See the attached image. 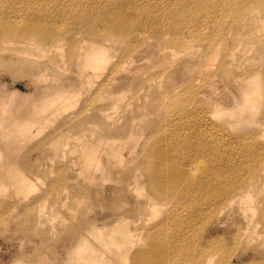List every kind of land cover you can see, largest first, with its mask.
Wrapping results in <instances>:
<instances>
[{
    "label": "rangeland",
    "instance_id": "rangeland-1",
    "mask_svg": "<svg viewBox=\"0 0 264 264\" xmlns=\"http://www.w3.org/2000/svg\"><path fill=\"white\" fill-rule=\"evenodd\" d=\"M42 1L47 6H63L64 10L55 16L63 23L69 15L76 16L83 10L91 11L92 6H103L106 1L118 0ZM123 1L129 4L126 8L139 17L145 15L144 8L148 7L147 18L143 20L153 25L158 22L155 27L163 30L164 39L155 38V31L153 36L151 31H144L142 45H139L137 35H130L126 41L105 44L104 47L112 48L113 52L98 54L106 60V65L96 72H92L91 66L85 68L82 62L73 63L68 50L88 48L95 51L98 46L91 34L84 31L75 38L79 25H87V22L82 21L84 16L71 18V33L55 29L54 36L58 38L53 46L45 44L40 37L27 41L28 51L19 52L14 50L20 45L19 41H6L0 36V118L17 125L25 117L41 119L35 124L33 136L26 142H15L7 151L4 147L0 148V154L5 151L4 161L0 162L4 165L0 168V181L5 184L0 186V264H129V258L135 251L149 249L153 244L147 236L149 228L146 229V226L166 216L191 221L189 239L183 242L190 256H177L170 264H210V259L211 264H225L224 261L229 264H264V221L256 225L252 223L256 204L260 206L256 211L261 209L264 212V95L254 93L247 87V83L252 82L256 73H259L264 91V4L258 0H247L248 8L238 13L239 0H229L226 5L224 0H198L202 1L200 6L183 10L176 17L182 23V38H196L193 43L183 46L173 42V33L167 28L169 19L162 14L165 10L183 4L185 0ZM12 2L18 8H22L23 3L30 7L39 3L36 0ZM156 5L159 8L154 7ZM207 6H217V10L207 16L203 12ZM223 8L225 11L221 13ZM194 10L199 13V19L196 24H189ZM204 36H211L216 43L206 61L200 59L206 52ZM78 38L83 41L74 47L72 44ZM38 44L43 47H38ZM124 48H128L131 53L127 60L123 57ZM26 60L36 63L29 65ZM220 66H224L226 71L217 70ZM156 70L163 73L162 77L158 75L161 77L160 82L152 80L156 77V80L159 79L158 76H151L150 72L156 73ZM88 71L90 76L86 75ZM211 73L215 75L213 85L216 84L211 87H218V91L207 87L210 90H203V96L212 99L214 94L211 91L223 92H216V95L221 94V97L216 98L219 101L216 108L207 109L208 125L201 124L198 116L193 118L184 115L182 121L188 125H178L173 130L169 129V132L192 138L203 150L205 143L212 145L205 156L192 152V158L173 157L181 164L186 162L184 168L190 169L196 177L185 178L183 182H189L187 186L195 188L193 182L200 181L205 183L204 186L217 182V189L224 190L232 180L237 182V186L242 180L254 181L249 186L251 198L240 205L234 202L231 205L233 208L228 207L222 214H219L222 211L219 208L207 211L199 199L192 197L194 194H180L172 202L149 198V178L145 175L147 169L142 167L147 159L138 151L140 145L153 142L151 137L144 136L147 121H153L150 127L154 135L168 134L166 126L161 124L167 115L165 107L170 103L169 96L166 97L164 92L170 88L178 89L179 92L194 81L207 79ZM137 77H143V81ZM230 77L233 83L228 80ZM243 77L248 78L245 80ZM105 79H108V85L100 90ZM149 80L155 82L152 83L154 86L159 83L155 86L156 90L152 87H147L148 90L143 87L144 91L138 88L143 83L146 86L150 84ZM235 83L238 87H233ZM72 84L84 85L85 91L72 93L70 103L64 105L62 93L57 92L69 89ZM120 88L125 89L122 95H111V92ZM136 90L142 91L140 96L136 95ZM144 92L147 97H144ZM161 95L165 97L161 98ZM247 96L252 100H246ZM102 107L109 111L106 113L108 119H102L104 122L107 120L106 125L92 122L91 116ZM189 107L193 105L189 103ZM66 115L73 120H70L72 127L59 132L57 119ZM49 116L50 119L46 121ZM168 116L172 117L173 113L169 112ZM111 125H114L113 129ZM106 126H109L107 132L124 127L133 134L123 140L113 138L101 143L98 140L99 133L107 129ZM242 136H248L251 144L238 142L237 147L225 146ZM32 138H35L33 141L37 139V143ZM29 142L30 147L27 145ZM121 143L125 146L120 147ZM25 144L29 152L24 151ZM20 151H24L23 155ZM176 151L187 152L184 147ZM232 151L237 156L231 155ZM88 152H91V158H95L92 163ZM9 158H12L11 163H8ZM20 167L24 170L23 176ZM35 167L41 168V176H34L30 172ZM60 167L67 176L73 174L70 183L78 178L81 185L79 189L73 190L74 183L61 181ZM254 169L259 172L253 173ZM25 171L29 172V176L30 173L34 176V179L31 177L33 183L29 179L27 181L30 177ZM58 179L60 185L57 184ZM17 181L23 184L27 181L25 185L33 184L36 187L30 189L29 185L28 189L22 183L17 185ZM78 182H75L76 186H79ZM26 196H31V199ZM18 199L24 203L28 200V203L24 204ZM180 202L181 207L177 211ZM18 203L24 204L17 205L22 208H16ZM139 209L145 210V222L122 219L127 211ZM28 214L36 217L31 218L30 215L29 218ZM126 224L137 230L128 235L123 230ZM93 232H96V237L91 236ZM211 244H215V247H211ZM208 246L212 249L206 256L204 251Z\"/></svg>",
    "mask_w": 264,
    "mask_h": 264
},
{
    "label": "bare ground",
    "instance_id": "bare-ground-1",
    "mask_svg": "<svg viewBox=\"0 0 264 264\" xmlns=\"http://www.w3.org/2000/svg\"><path fill=\"white\" fill-rule=\"evenodd\" d=\"M258 1L261 2L262 4H264V0H258ZM36 2H39V3L34 7L27 6L25 3H23L22 4L23 7L18 8V6L15 5L12 2V0H0V36L2 39H5L6 41L7 40L19 41L20 45L14 49V50H17L19 52L28 51L29 48H28V46H26L28 44L27 41L32 40V39L37 40V38H40V37L43 38V41L45 44H50L49 46H53L55 44V42L57 41V38H58L57 36H54L55 29H59V31L63 32V33H71L72 27H71V21L70 20H71V18H77L79 16H84V19L82 21L87 22V25L83 26L84 23H82V25H79V30L76 31V33H75V38H76V35H78V34L80 35L84 31L85 33L91 34L94 41L96 43H98V46H97L95 51H91V49H88V48L84 49V50L71 48L68 50H69V53L71 55L73 63L74 62H76V63L82 62V65L85 68H89L91 66L92 72H96L97 69L104 68L106 65V60L103 59L102 57H99L98 54H102L103 52H106V53H112L113 52L112 48L104 47L105 44H109V43L116 42V41H126L129 39L130 35H137V36H139V39H138L139 45H142L144 42V33H143L144 31H151L152 36L154 35L153 31H155L156 32V34L154 35L155 38L164 39L163 35H162L163 30L158 28V27H155V25L158 24V22H156V24L153 25L149 21L145 22L143 20L144 18H147L148 7L144 8L145 15L143 14V16L139 17V15L130 12V10H128L126 8V6L129 7V4L123 0H118L116 2H109V3H108V1H106V4L103 6H92L91 11L83 10L80 14H78L76 16L69 15V17L66 20H64V22L62 23L58 20V18H55L57 13L62 12L64 10L62 5L57 4L55 6H47L46 4L43 3L42 0H40V1L36 0ZM228 2H229V0H224V5H226ZM201 4H202V1L185 0V2L183 4L176 5V6L172 7L170 10H165L163 12L162 15L166 16L169 19L167 28L169 30H171L173 33V42L174 43H179V44L184 46V45H188V44H191L194 41H196V38L194 36L182 38V32H183L182 23L176 17H178L183 10H186L188 8H192L195 6H200ZM207 4H209V3H207ZM238 5H239V8L236 9V11L238 13H243L248 8L247 0H239ZM154 7L159 8V6H157V5ZM215 10H217V6H210V7L207 6L203 9V12L207 16H210ZM224 11H225V9L223 8L221 10V13H224ZM198 19H199V13L197 12V10H194L191 14V21H189L188 23L189 24H196L197 23L196 21ZM203 40L206 41V45H205V51L206 52H205V54H203L200 57V59L202 61L203 60L206 61L208 53L214 49V47L216 46V43L214 42V40L211 36H204ZM79 41L81 42V41H83V39L78 38L77 41L75 43H73L72 45L75 47L76 45H78ZM38 47L42 48L43 46L38 44ZM122 51H123V57H125L124 60H127L131 54L130 50L128 48H124ZM69 53H68V55H69ZM201 60H200V62H201ZM33 62L27 61L26 63L29 65H35L36 62L35 63H33ZM204 66L206 68V65H204ZM204 66H203V68H204ZM39 67H41L40 64H39ZM35 69H37V68H35ZM217 70H219L221 72L226 71L224 66H220L219 69H217ZM217 70H216V75H217ZM152 72H150L151 76H158L159 74L161 76V74H163L162 72H157V70H156V73L153 72L154 74ZM203 72H204V70H203ZM213 73H215V71ZM86 75L90 76V72L88 71V73H86ZM211 75H212V73H211ZM211 75L209 77H207V79L204 78L199 82L194 81V82H192V84L191 83L188 84V86H186L185 89L184 88L182 89L180 87L181 89L179 92L177 91L178 89L174 90V89L170 88L171 90H174V91H171L168 87L167 88L169 90L167 89L168 90L167 92L163 91L165 93V96L166 97L169 96V99H170L169 100L170 103L168 104V106L165 107V112L167 113V115L163 118V120L161 122L162 125L166 126L165 130L168 131V134H166L165 136H161L160 133H157L156 135H154V133L150 127V125L152 124L153 121H147V126L145 128L144 136H145V138L151 137L152 138L151 140H153V142L140 145L138 148V151L140 154H143L147 159L146 163H142V167H145L147 169L145 175L149 178V180H148V183L150 184L149 185V198H151V197L161 198L159 200L172 202L180 194H186V195L194 194L192 197L194 199H199V201L201 202V204H203V206H205V209H207V211H213L216 208H219L222 210L219 214H222L228 207H230L231 205L233 206L234 202L235 203L237 202L236 205H240L244 200L246 201L248 198H251L252 193H251V188H249V186L254 181L252 179L250 181L249 180H245V181L242 180L240 183L238 182V186H237L236 185L237 182L235 180H232L231 183L224 190L219 189V187L217 189V187H216L217 182L215 184H209L207 186H204L205 183L200 181V183L193 182L195 188H192L191 186H187L189 184V182L185 183V182H183V180L185 178L190 179V176L193 179H196V177L191 174L190 169L189 170L185 169L186 168L185 165L187 164L186 162L181 164L178 159H173V157H183L185 159H188V157L192 158V152H194L193 153L194 155L205 156L207 154V152L210 150L212 145H207L205 143V150H203V148L201 146H197L193 142L192 138H189L188 136H182V137L180 136L179 137L175 133L169 132V129L173 130V129L177 128L178 125H182V126L188 125V123L182 121V117L184 115L191 116L193 118H197V116H198L201 119L200 120L201 124L205 123L206 125H208L209 111L207 109L212 108L213 106L216 108V104L219 103V101H217L216 98L221 97L220 96L221 94L220 95H218V94L223 92V91L219 90V93H218L217 92L218 91L217 86H216L217 88H212L216 84L213 85V83H214L213 80L215 78V75L214 74L212 76ZM151 76H149V77H151ZM149 77L145 78V79H149ZM161 77H159L158 80H156L157 77H156V79L153 78L152 80L160 82L159 80ZM243 78L245 80H247L248 77H243ZM137 79H142V81H143V77L142 78L137 77ZM260 79H261L260 74L256 73V76L253 78L252 82L247 83V87L251 88V90L254 93L264 95V91H263V88L261 86ZM228 80L231 83H233V78L230 77V79H228ZM137 82H139V81H137ZM147 82H148V80H147ZM149 83L150 84H148L147 86H146V83H143V85L141 86L142 88L138 85L139 86L138 88L143 90V87H145L144 88V90H145V89H147V87H148V89H150L152 87L153 89L156 90L157 87H155V86L156 85L158 86V84H159V83H156V85L154 86L152 83L155 84V82L151 83V81H150ZM107 85H108V79L102 80V86L99 89L102 90V88L106 87ZM131 87L133 88V86H131ZM159 87H161V85ZM207 87H210L211 90L213 89V91H215V89H216L217 90L216 92L218 94L216 95V92L214 93L211 91L210 93L214 94L212 99L211 98L208 99V97H206V95L203 96L205 94L203 90H206V91L210 90V88H208V90H207ZM233 87H238V84L235 83V86H233ZM147 90H146V92H147ZM158 90H160V89H158ZM84 91H85L84 85L77 86V85L72 84L69 86V89L59 90V92H57V93H60V94L62 93V96L65 99L63 104L68 105L71 101L72 93L79 94V93H83ZM132 91H133V89H132ZM165 91H166V89H165ZM124 92H125V89L120 88L118 90L111 92V95L112 96L117 95V94L122 95ZM134 92H135V89H134ZM140 92H142V91L136 90V95L140 96ZM152 92H155V91L153 90ZM246 92H248V91H246ZM149 93H151V92H149ZM158 93L161 94L160 91ZM212 94H211V96H212ZM58 96H59V94H57L56 97H58ZM103 96H104V91H103ZM139 96L137 98H139V100H140ZM145 96H146V93H145L144 97ZM163 96L161 98H163ZM135 98H136V96H135ZM54 99L52 98L53 101H54ZM253 99H255V98H253ZM133 100H135V99L133 98ZM246 100H252V98L247 96ZM255 101H257V100H255ZM54 102H56V101H54ZM3 103H5V102H3ZM189 103H191L193 105L192 108L189 107ZM157 107L160 108V105H158ZM152 108L157 109L155 106H153ZM104 109H105V111H103ZM60 110H63V109L61 108ZM108 112L109 111H106L105 107H102L101 109H99V111H97V113L95 112V114H93V116H91L93 118L92 122H95V123L98 122V123H100V125L105 124L107 121L106 119H108L106 116V113H108ZM169 112L173 113L172 117L168 116ZM2 113H5V112H2ZM68 115H66L65 117L63 116L61 119L58 117L57 129L59 130V132H60V130L72 127L70 124V120H72V119H69L70 116H68ZM70 115H71V113H70ZM104 118H106L105 122L102 121V119L104 120ZM49 119H50V116L46 118V121H48ZM21 120H20L19 124L17 125L14 122L6 121L5 119L0 118V148L4 147L5 151H7L15 142H16V144L26 142L29 137L33 136V130L35 128V124L37 122H39L41 119L40 118L31 119V118L25 117V118H22ZM115 123H117V122H115ZM105 125H103V126H105ZM82 126H79V127H82ZM113 126L114 125H111L110 127L113 129ZM108 127L109 126H106L105 128H107V129L100 131L99 137H98L99 142L105 143L107 140H110L113 138H120L123 140V138L125 139L126 136H131L133 134L132 132H130V130H127L124 127H120L119 129L117 128L116 130L111 129L109 132H107ZM82 129H83V127L81 128V130ZM78 130H79V128H78ZM46 134H48V132ZM46 134H45V136H46ZM54 135H55V133H54ZM140 136H142V135H140ZM50 138H51V136H50ZM180 138L183 140V142L181 141ZM34 139L35 138H32V141ZM36 141H37V139H36ZM36 141H33V142L37 143ZM238 142H244L245 144L247 143V145L251 144L248 136H242V137L233 139L232 142L225 144V146L227 148H230L231 146L237 147ZM29 144H31V143L29 142L27 145H29ZM255 144H256V142H255ZM27 145L24 148L25 152L27 151V148H28ZM63 145H64V143H63ZM30 146L31 145H29V147ZM38 146H39V144H38ZM124 146H125V144L124 145L122 143L120 144V147H124ZM180 147H184L187 152L176 151ZM39 148L40 147H38V149ZM9 151H8V154H10ZM24 151H20V153H22ZM29 151H27V152H29ZM4 152L2 154H0V162L4 161L3 160L5 158ZM230 154L233 156H237L234 151H232ZM22 155H23V153H22ZM26 155H28V154H26ZM87 155H89L91 158V152H88ZM14 156H15V154H14ZM14 156L12 155V157H14ZM10 159H12V158H9V160ZM19 159H20V162H19V164H20L21 163V157ZM19 159H17V160L19 161ZM22 159H24V156H22ZM94 159H95L94 157L91 158V163H92V161H94ZM9 162L11 163L12 161L10 160V161H8V163ZM28 162H29V160H28ZM3 166H4L3 164H0V168L1 167L3 168ZM20 166L22 167V165H20ZM21 167L19 169V171L21 170L20 173L24 172L23 168L21 169ZM33 167H34V164H33ZM127 168H129V167H127ZM4 169H7V168L4 167ZM30 170L29 171L32 174H35L34 176H41V168L40 167H35V168H33V170L32 169H30ZM60 170H61V174H62V180L61 181L67 180L69 182V184L74 183L73 184L74 187L72 186L73 190H77L81 187V185L79 184L80 181L78 182V178H76L75 182L77 181L79 186H76L77 183H75L74 181H73V183H70V181L72 180L73 174L72 175L69 174V176H67V174L63 171L62 167H60ZM263 170H264V168H263ZM16 171H18V170H16ZM257 172H259L258 169L253 170V173H257ZM27 173H29V172H26V175H28ZM31 173H30V176L28 175L30 178H27L28 176H25V177L27 178V181L30 180V182L33 183L34 181H32V180L34 179V176L32 177ZM17 174L20 176L19 173H17ZM22 176H23V173H22ZM75 177H76V175H75ZM215 177H217V175H215ZM36 178H38V177H36ZM57 178H59V177H57ZM20 179H22V178L20 177ZM20 179H19V181L24 180V179L23 180H20ZM19 181H17L18 182L17 185L20 183L23 184V182L19 183ZM27 181H25L24 183L26 184ZM59 181L60 180L58 179L57 184H59ZM25 184H23V186H27ZM29 185H30V189H34L36 187L33 184L32 185L28 184V186ZM0 186H5V184L2 181H0ZM28 186H27V188H28ZM18 187L21 188V186H18ZM26 197H29V196H26ZM30 197H29V199H31ZM33 197H35V195ZM19 201L21 202L22 199H20ZM22 202L24 203V201H22ZM26 202L24 204H26ZM41 202H43V201H41ZM19 204H21V203L16 204V208L17 207L22 208L21 206H17ZM24 204H21V205H24ZM38 204H40V202ZM179 204H180V206H178L177 211H179V209L181 207V202ZM141 205H144V204L142 203ZM232 206H231V208H233ZM258 207H260L259 204H256L254 207L253 213H252V223H255V225L259 221H264V212L262 213L261 209H259V211L257 212L256 210ZM8 211H9V209H8ZM144 211L145 210H143V209H139V211H135V210L130 211L129 210L125 214H123L122 219L126 221V218H131L134 220V222H143L144 221ZM233 211H231V212H233ZM10 212H11V210H10ZM30 213H32V210ZM33 213H34V211H33ZM34 214H33V216L31 214H28L27 217L30 218V215L32 216L31 218L36 217L37 213L35 216H34ZM11 215H13V214L11 213ZM38 218H40V217H38ZM34 220L38 221V219H34ZM39 220L41 221V219H39ZM250 221H251V219H250ZM152 225L146 226V229L149 228L147 231V236H148L149 240L151 242H153V244H152L153 246L151 245V247L149 249L135 251L130 256V258L128 257L129 258V264H170L171 260L176 258L177 256H180V257L190 256V253L188 252V250L184 249L183 242L186 241L187 239H189L188 227H191V221L186 220V219H179L177 217L175 218L174 216L173 217L166 216L165 218L156 221ZM143 226H144V223H143ZM123 230L126 231V233L128 235H131L134 230H137V228L128 227L126 224L125 227L123 228ZM95 233L96 232H93L91 236L96 237ZM237 238H238V236H237ZM133 246H134V244L132 246H130V249H131V247L133 248ZM210 246L215 247V244L214 245L211 244ZM210 246H208V248H206L207 250L204 251V254L206 256L211 252L210 250L212 248ZM131 251H133V250H131ZM129 253H131V252H129ZM77 254H78V252H77ZM78 256L81 257L80 252H79ZM81 258L84 259V256H82ZM224 263L229 264L228 261H224ZM196 264H200V263L196 262ZM203 264H205V263L203 262ZM210 264H211V259H210Z\"/></svg>",
    "mask_w": 264,
    "mask_h": 264
}]
</instances>
